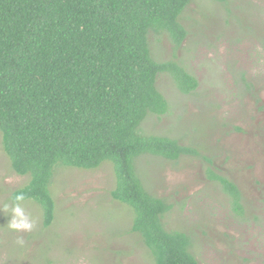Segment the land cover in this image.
<instances>
[{
	"label": "rangeland",
	"instance_id": "rangeland-1",
	"mask_svg": "<svg viewBox=\"0 0 264 264\" xmlns=\"http://www.w3.org/2000/svg\"><path fill=\"white\" fill-rule=\"evenodd\" d=\"M181 21L188 29L181 46L152 31L150 48L156 60L184 66L199 85L186 94L170 74H159L170 108L149 113L142 131L176 138L200 155L171 161L144 154L138 174L151 194L172 204L163 222L191 236L199 264H264V0H192ZM210 169L237 184L243 213ZM28 181L13 171L0 132V204ZM115 186L111 162L94 170L59 166L50 226L33 199L24 202L37 221L30 233L8 229L0 212V264H155L131 231L134 210L113 199Z\"/></svg>",
	"mask_w": 264,
	"mask_h": 264
},
{
	"label": "trees",
	"instance_id": "trees-1",
	"mask_svg": "<svg viewBox=\"0 0 264 264\" xmlns=\"http://www.w3.org/2000/svg\"><path fill=\"white\" fill-rule=\"evenodd\" d=\"M191 2L0 0V132L13 171L29 177L11 198L22 192L37 201L46 227L56 213L55 170L111 162V195L134 210L131 231L154 263L199 264L191 236L163 222L172 204L151 194L137 171L144 154L171 161L200 155L176 138L142 131L149 113L170 108L157 86L159 74H170L186 94L199 85L176 60H156L149 42L152 31L166 32L181 46L188 36L181 15ZM209 172L243 213L237 184Z\"/></svg>",
	"mask_w": 264,
	"mask_h": 264
},
{
	"label": "clouds",
	"instance_id": "clouds-1",
	"mask_svg": "<svg viewBox=\"0 0 264 264\" xmlns=\"http://www.w3.org/2000/svg\"><path fill=\"white\" fill-rule=\"evenodd\" d=\"M27 195L22 192L16 193L10 201L0 204V212L8 217L6 226L8 229L18 233H30L36 225V219L26 211L24 206ZM18 243L23 245V238L18 239Z\"/></svg>",
	"mask_w": 264,
	"mask_h": 264
}]
</instances>
